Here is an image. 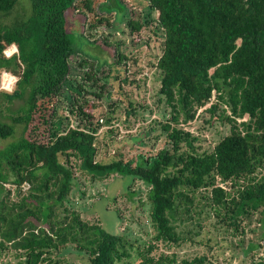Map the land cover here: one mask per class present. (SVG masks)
Wrapping results in <instances>:
<instances>
[{
	"label": "trees",
	"instance_id": "trees-1",
	"mask_svg": "<svg viewBox=\"0 0 264 264\" xmlns=\"http://www.w3.org/2000/svg\"><path fill=\"white\" fill-rule=\"evenodd\" d=\"M21 1L0 0V17H10ZM29 1L28 17L0 24V77L18 78L13 92L0 91L7 103L0 115L15 100L25 103L10 112V122L0 120L2 140L23 129L0 149V264H76L64 255L68 249L84 264H132L133 241L105 230L99 219L86 221L68 203L79 176L144 183L156 236L138 249L140 264H215L207 255L154 253L160 245L169 251L195 243L208 226L239 238L256 215L264 240V0H147L156 20L151 13L146 19L130 15L132 34L161 31L153 67L159 103L171 111L157 123L168 146L129 161L120 153L98 160L99 132L113 126L116 106L100 118L96 110L115 69H124L115 78L118 94L127 99L122 85H138L126 74L132 55L122 51V41H104L116 59L102 60L101 70L74 51L67 28L70 10L85 19L91 37L104 22L112 26L109 18L98 15L96 0ZM120 5L126 8L117 0ZM12 46L18 53L7 57ZM133 106L127 103L128 116L136 113ZM201 111L211 123L230 126L212 151H201L199 138L186 129ZM116 133L114 127L107 132ZM11 254L13 261L1 260ZM250 264H264V257Z\"/></svg>",
	"mask_w": 264,
	"mask_h": 264
},
{
	"label": "rangeland",
	"instance_id": "rangeland-1",
	"mask_svg": "<svg viewBox=\"0 0 264 264\" xmlns=\"http://www.w3.org/2000/svg\"><path fill=\"white\" fill-rule=\"evenodd\" d=\"M96 1L98 15L108 17L112 26L104 22L91 37L88 24H84L85 19L71 13L70 10L67 15V28L74 51L80 54L82 58L84 56L88 57L91 62L95 61L96 66L103 70L106 67L104 64L107 65L108 62L116 59L113 58L111 49L105 47L104 41L110 44L122 41L124 44L122 51L132 55L126 74L129 79L136 80L138 84L129 85L125 82L122 85L127 94L126 99L124 95L117 93V81L115 80L117 72H124V69H115L113 77L107 81V84L110 85L106 86L105 95L100 105L104 110L99 107L96 110V115L97 118H100L103 111L107 112L108 109H113L112 106H116L115 110H112V116L115 120L113 126H103L99 132L102 142H100L98 160L105 158L106 161H111L119 153L125 161L137 159L139 155H153L168 146L160 129L161 125L157 123L167 120L171 110L165 101L159 103L160 76L157 69L153 67L161 54L163 40L161 31L159 36L147 29H144L140 35L132 34L127 25V20L130 15L146 19L149 13L156 20L159 14L157 12L152 14L147 0H121L126 8L123 5L116 6L117 0ZM107 5L115 7L113 10L115 12L106 10ZM116 12L122 16L119 18ZM30 14V1L22 0L10 17H0V24H10L16 17L24 18ZM153 25L155 26L154 21ZM75 57L79 58L78 56ZM102 60L106 62L103 64ZM5 73L1 72L0 91L11 93L16 87L18 78L11 73ZM128 102L133 103L136 108V113L129 116L126 111ZM5 104H7L6 100L0 96V107ZM24 105L23 101L15 100L9 105L10 111L3 107L5 112L0 115V120L10 122L8 117L10 112L18 111ZM201 112L196 121L192 122L190 127L186 129L199 138L197 146L200 147L201 151H212L215 145L229 134L230 126L220 122L211 123L210 115ZM154 121H156V128L149 133L150 125ZM111 127L117 129L118 134L108 135L107 132ZM22 131L20 126L17 135L13 138L0 139V149L12 143L14 139L20 138ZM113 138L114 141H112ZM128 182V178L121 176H113L101 182H92L83 176H79L68 203L86 221L99 222V219L105 230L109 232L118 230L128 240L133 241L135 246L132 249V257L127 261L132 264H140L138 249L149 244L156 236V231L150 222V205L147 202L146 186L141 181H136L133 184L130 182V185ZM259 226L258 215H256L251 227L246 229L247 233L244 236H239V238H232L229 233L217 232L212 226H208L209 231L207 230L201 236L195 237V243L189 242L180 248H173L169 251L160 245V250L154 254L159 255L163 251L170 254L176 253L179 259H193L196 256L207 255L210 261L215 262V264H250L253 258L264 257V240L261 238L263 231ZM199 241L201 244H198ZM259 244L261 248L258 247ZM64 255L76 264L85 263V260L77 257L72 249L65 251ZM2 258L1 260L4 261H13V254Z\"/></svg>",
	"mask_w": 264,
	"mask_h": 264
},
{
	"label": "built area",
	"instance_id": "built-area-1",
	"mask_svg": "<svg viewBox=\"0 0 264 264\" xmlns=\"http://www.w3.org/2000/svg\"><path fill=\"white\" fill-rule=\"evenodd\" d=\"M8 50H10V51H8ZM17 53H18V49H17L16 46H13L11 49L8 48V49L5 51V55H6L7 57H11L12 55L17 54ZM5 74H7V73H5ZM6 90H7V89H6Z\"/></svg>",
	"mask_w": 264,
	"mask_h": 264
},
{
	"label": "bare ground",
	"instance_id": "bare-ground-1",
	"mask_svg": "<svg viewBox=\"0 0 264 264\" xmlns=\"http://www.w3.org/2000/svg\"><path fill=\"white\" fill-rule=\"evenodd\" d=\"M14 81V80H13Z\"/></svg>",
	"mask_w": 264,
	"mask_h": 264
}]
</instances>
